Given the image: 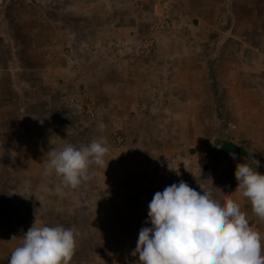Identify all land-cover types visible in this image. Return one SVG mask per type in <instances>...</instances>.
Masks as SVG:
<instances>
[{"label":"crops","instance_id":"obj_1","mask_svg":"<svg viewBox=\"0 0 264 264\" xmlns=\"http://www.w3.org/2000/svg\"><path fill=\"white\" fill-rule=\"evenodd\" d=\"M161 13H166L164 16L176 13L181 18L187 14L185 22L201 19L209 25V31L222 29L229 23L226 32L231 40L226 39L227 53L219 59L214 74L224 95L222 110L235 112L229 118L231 125L239 128V137L228 141L256 148L257 171L264 174V154H260L264 151V41L258 43L253 35L242 32L245 29L264 32V22L246 23L242 27L238 24L242 20L249 22L252 15L264 14V0H0V85L9 83L11 86L5 89V94L21 92L29 104L33 107L37 104L30 111L31 116L24 105L22 118L19 117L20 134L30 142L31 152L49 154L53 148L63 149L68 144L82 148L94 141L84 138L80 147L73 144L68 136L69 120L60 122L62 130L58 125H50L52 115L69 111L72 99L88 118L95 120L98 112H102L101 117L109 115L120 127L132 112L155 106L174 107L182 112L212 110L213 76L203 48L188 46L179 39L174 47L191 52L194 57L182 56L180 51L165 53L160 40L166 28ZM92 15L97 18L95 21L90 19ZM146 16L153 19L152 33L159 30L152 34L157 43L152 39L144 41ZM208 16L214 20L208 22ZM149 42L161 49L156 65L148 62L147 56L138 57V48L147 47ZM221 46L218 42L209 44L212 50ZM80 84L85 85L82 91L77 88ZM189 121L182 115L177 124L181 130L177 132L178 139L186 147L183 154H171L168 142L163 140L166 149L158 154L124 155L127 161L124 185L126 181L128 184L124 187L122 203L131 213L129 237L138 236L142 227L150 226L145 224L148 204L157 191L181 180L200 191L198 184H207V177L212 178L213 187L240 204L250 226L264 237V220L253 213L251 202L236 190L238 181L234 175L237 164L245 162L255 168V161L240 157L225 161L222 154H202L204 147L213 149L214 143L210 144L207 138L187 142L183 127L190 126ZM97 140L103 145L108 143L104 135ZM114 153L115 149L110 147L105 157V165L109 161L111 170L112 156L118 155ZM136 159L141 163L133 161ZM103 167L97 166L96 174L104 176ZM144 168L162 176L150 182L143 174ZM176 173L182 179H174ZM164 175L172 177L167 179ZM99 186L100 190L104 189L103 184ZM148 188L152 190L148 191V200L143 201L140 195ZM134 197L139 199L133 202Z\"/></svg>","mask_w":264,"mask_h":264},{"label":"rangeland","instance_id":"obj_2","mask_svg":"<svg viewBox=\"0 0 264 264\" xmlns=\"http://www.w3.org/2000/svg\"><path fill=\"white\" fill-rule=\"evenodd\" d=\"M165 14L159 15L164 18ZM167 15L171 26L163 29L160 35L165 53L177 54L180 49L175 48L174 45L179 39L188 46L199 45L204 50L208 70L213 76L211 87L214 88L212 90L215 95L210 96L211 100L213 99L211 101L212 110L182 112L174 109L173 104H171L173 108L166 109L162 106H155L139 113L132 112L128 121L120 127L114 124L109 115L101 117L102 112H98L99 116L95 120L88 118L84 111H81L82 108L77 105L78 103L71 102L69 111L65 110L51 116L50 125L52 127L58 125L57 128L60 130L62 121L67 123L69 120L71 124L68 136L71 142L78 147L81 146V139L97 140L104 135L108 142L109 147L106 146L108 150L111 147L115 149L114 154L118 155L112 156L113 170L110 164L108 167L104 165V176H101L95 172L97 166L91 165L90 179L77 189H64V196L55 192L56 185L60 183L59 178L44 174L49 154H33L29 148L30 142L26 136L20 134L22 132V124L19 120L22 116L21 108L24 105L28 106L27 111L31 116L30 111L34 107L37 108V104L33 107L26 100V95L21 92L9 91L8 95L5 94V89L11 86L9 83L5 82L0 85V264H9L12 252L16 247L21 246L19 243L23 242V235L34 223L37 227L59 225L76 229L77 245L70 264H136L139 257H133L131 253L135 249L138 236L129 237L131 213L126 204L122 203L124 187L128 184L126 181L127 184L124 185L127 164L124 155L148 154V152L158 154L159 151L166 149L163 140L168 142L167 149L171 154H183L186 147L177 135V132L181 131L177 124L182 115L190 119L191 124L183 127L186 130L187 142L207 138L210 144L214 143L213 149L210 146L204 147L202 154H222L220 145L228 139L239 137V128L233 127L229 118L235 112L222 110L221 102L224 95L219 90L220 84L214 76L219 59L227 53L226 39L231 40L227 33L229 23H226L222 29L211 28L209 31V25H205L201 19H191L185 22L184 17L187 18V14H184L182 18L176 13H167ZM250 18L252 19L249 22L248 20L240 21L238 23L241 24L240 27L246 23L264 22V14L252 15ZM90 19L95 21L97 18L92 15ZM179 20L183 23L182 28L179 27L182 24ZM213 20L214 18L210 19L208 16V22ZM143 22L145 24L144 35H147L144 41L152 39L157 43L158 40L156 41L152 34L159 30L155 29L152 33L150 28L153 25V19L151 16H146ZM187 23L191 26L184 25ZM242 32L243 35L248 33L253 35L258 43L264 41L263 31L245 29ZM211 42H218L222 46L220 49L212 50L209 47ZM156 43L151 45L149 42L146 44L147 47H139L140 56L138 57L147 56L146 60L156 65L161 50L155 45ZM180 52L182 56L188 54L189 57L191 54L194 57L186 50ZM70 86L73 87V85ZM77 88L82 91L85 85L80 84ZM79 104L81 105V102ZM118 115L124 118L123 113L118 112ZM51 117L47 116L48 120ZM53 121L57 122L56 125H53ZM99 123L104 124V127ZM245 147L254 152L258 151L250 144ZM260 152L264 154L263 150ZM133 161L141 163L137 159ZM99 184H103L104 189L100 190ZM42 186H47L51 191H42ZM148 194L150 195L149 192ZM138 199L134 197L133 202ZM135 214L137 215V212Z\"/></svg>","mask_w":264,"mask_h":264},{"label":"clouds","instance_id":"obj_3","mask_svg":"<svg viewBox=\"0 0 264 264\" xmlns=\"http://www.w3.org/2000/svg\"><path fill=\"white\" fill-rule=\"evenodd\" d=\"M107 153L99 140L82 148L71 144L53 148L44 174L60 178L55 192L63 195L64 189H77L90 179L91 165L103 167ZM258 166L257 160L255 168L239 163L234 175L236 190L264 220V174L257 171ZM207 180L198 184L200 191L181 180L154 194L145 221L150 226L140 229L131 253L139 257L136 264H264V237L250 226L240 204L213 187L211 177ZM41 190L51 191L47 186ZM77 235L75 228L34 223L23 235L22 245L12 252L9 264H70Z\"/></svg>","mask_w":264,"mask_h":264},{"label":"water","instance_id":"obj_4","mask_svg":"<svg viewBox=\"0 0 264 264\" xmlns=\"http://www.w3.org/2000/svg\"><path fill=\"white\" fill-rule=\"evenodd\" d=\"M220 151L225 161H228L231 156L240 157L246 161L258 160V153L251 151L242 144L234 141H227L221 144Z\"/></svg>","mask_w":264,"mask_h":264},{"label":"built area","instance_id":"obj_5","mask_svg":"<svg viewBox=\"0 0 264 264\" xmlns=\"http://www.w3.org/2000/svg\"><path fill=\"white\" fill-rule=\"evenodd\" d=\"M165 27H167V28H169L170 26H171V22L169 21V16L167 15V16H165ZM165 29V28H164ZM152 45V44H151ZM75 101V99H72V101L71 102H74ZM88 114H92L90 111L88 112ZM143 174L147 177V178H149V181L151 182V181H154V180H156V179H159L161 176H162V174H160L159 175V173H157V172H154V171H152V170H150L149 168H144L143 169ZM163 177H165V178H167V179H170L171 178V176H169V177H167V176H163ZM182 178V175L181 174H176V175H174V179H178V180H180ZM149 190H152L151 188H148L147 190H145V192H142L141 193V195H140V199L141 200H143V201H146V200H148V191Z\"/></svg>","mask_w":264,"mask_h":264}]
</instances>
